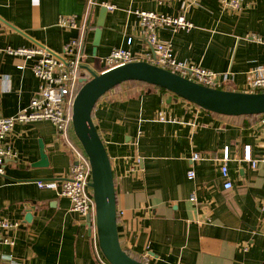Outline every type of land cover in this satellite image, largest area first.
Returning <instances> with one entry per match:
<instances>
[{
	"label": "crops",
	"instance_id": "0c3cea01",
	"mask_svg": "<svg viewBox=\"0 0 264 264\" xmlns=\"http://www.w3.org/2000/svg\"><path fill=\"white\" fill-rule=\"evenodd\" d=\"M94 2L86 17L88 0H0V116L25 109L40 85L32 71L36 56L11 54L7 47L59 54L83 32L82 66L96 73L116 48L146 61L153 49L136 11L183 13L192 28L157 26L158 39L177 59L219 73L223 87L242 91L249 70L264 65V44L250 37H264V0H245L237 11L222 9L219 0ZM61 15L86 21L85 30L59 26ZM159 111L167 120L156 119ZM92 119L111 163L119 242L130 255L152 264H264V113L218 114L157 87L124 82L97 100ZM6 140L15 157L0 174V220L15 225L0 227V264H107L95 217L36 185L65 177L72 162L55 125L17 123ZM40 145L46 165L37 164ZM245 146L258 160L255 168L239 160ZM224 147L231 158L229 189L220 173ZM193 151L200 160L191 162Z\"/></svg>",
	"mask_w": 264,
	"mask_h": 264
},
{
	"label": "built area",
	"instance_id": "2783aa9c",
	"mask_svg": "<svg viewBox=\"0 0 264 264\" xmlns=\"http://www.w3.org/2000/svg\"><path fill=\"white\" fill-rule=\"evenodd\" d=\"M88 1L89 9L86 17L90 14V6L95 4L94 0ZM158 1L168 2L170 0ZM189 1V4H194L198 0ZM244 1L219 0L222 9L230 11L239 10ZM106 6L110 10L115 8L114 5ZM136 13L141 26L144 28V38L153 49L152 55H146V61L207 87L218 88L223 85L219 73L200 65L187 64L177 59L172 51L171 45L158 39L154 31L157 26L164 25L185 30L192 28V23L185 18L183 13L176 16L154 11H136ZM83 23L79 24L76 22L72 15H61L58 19L59 26L74 29L81 28L82 31L85 30V24ZM83 34L82 32L77 39L69 41L64 46L62 53L59 54L41 47H7V51L11 54H18L25 57L36 56L35 62L32 65V71L35 77L38 78L40 85L25 109L18 111L12 116H0V174L4 173L5 164L12 161L15 157L11 144L6 140L14 125L17 123L27 124L39 120H49L55 125L57 135L64 142L66 149L71 155L72 162L65 177L60 179L37 180L36 185L39 188L55 190L59 195L67 197L70 200L72 210L95 217V201L90 186V162L79 140L75 136L72 126V106L76 93L81 85L80 79L90 78V74L82 68L84 56L82 53ZM250 37L264 44V37H258L254 34H251ZM101 60L105 65L104 70H106L137 59L129 50L116 48ZM248 73L249 77L242 91L264 92V65L253 67ZM156 119L160 121L167 120L162 111L157 113ZM190 159L191 162L198 161L201 159V155L193 151ZM230 159L229 149L228 147H224L221 158L222 163L220 165V173L224 179V189H229L232 186L228 178L226 164ZM239 160L249 163L253 168L257 166L258 161L252 157L249 146L243 147ZM186 176L192 179L195 176L194 170L189 169L186 172ZM12 225H15V223H11L5 219L0 220V227H9ZM4 240L12 242L10 238H4ZM12 262L18 264V262ZM106 262L107 264H111L108 260Z\"/></svg>",
	"mask_w": 264,
	"mask_h": 264
},
{
	"label": "water",
	"instance_id": "95a60500",
	"mask_svg": "<svg viewBox=\"0 0 264 264\" xmlns=\"http://www.w3.org/2000/svg\"><path fill=\"white\" fill-rule=\"evenodd\" d=\"M106 8L100 9L93 45L97 46ZM87 68L90 78H81L72 106V126L91 166L92 194L95 201V230L99 248L111 264H152L130 255L120 244L117 229V208L111 163L106 148L92 119L97 100L118 84L140 81L167 89L200 108L223 115L264 113V92H244L211 88L198 84L173 71L145 60H134L99 73ZM40 152L38 165H46ZM30 213L26 214L29 217ZM90 219V215H87Z\"/></svg>",
	"mask_w": 264,
	"mask_h": 264
},
{
	"label": "trees",
	"instance_id": "16d2710c",
	"mask_svg": "<svg viewBox=\"0 0 264 264\" xmlns=\"http://www.w3.org/2000/svg\"><path fill=\"white\" fill-rule=\"evenodd\" d=\"M126 82H140V81H133V80H132V81H126ZM123 83H124V82H123ZM140 83H145V82H140ZM145 84L150 85V86H153V87H157V88L161 89L162 91H167V92H169L167 89H165V88H163V87L156 86V85H152V84H148V83H145ZM118 85H119V84H118ZM116 86H117V85H116ZM116 86H115V87H116ZM218 88L231 90L230 88L223 87V86H219ZM182 99H183V98H182ZM253 115H259V114H253ZM245 116H252V115H245ZM139 259L145 261V260L142 259V258H139ZM147 262H149V261H147ZM149 263H150V262H149Z\"/></svg>",
	"mask_w": 264,
	"mask_h": 264
},
{
	"label": "rangeland",
	"instance_id": "374dc122",
	"mask_svg": "<svg viewBox=\"0 0 264 264\" xmlns=\"http://www.w3.org/2000/svg\"><path fill=\"white\" fill-rule=\"evenodd\" d=\"M62 142V144L65 146L64 142L62 140H60Z\"/></svg>",
	"mask_w": 264,
	"mask_h": 264
}]
</instances>
